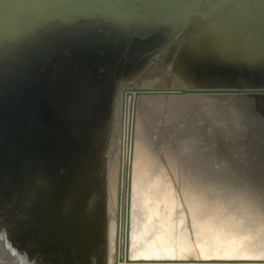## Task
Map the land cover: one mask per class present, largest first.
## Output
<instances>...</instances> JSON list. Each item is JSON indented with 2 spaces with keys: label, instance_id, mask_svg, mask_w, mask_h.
I'll return each mask as SVG.
<instances>
[{
  "label": "water",
  "instance_id": "obj_1",
  "mask_svg": "<svg viewBox=\"0 0 264 264\" xmlns=\"http://www.w3.org/2000/svg\"><path fill=\"white\" fill-rule=\"evenodd\" d=\"M263 18L264 0H0V213L14 216L12 227L0 230L1 261L72 264L69 251L76 249L84 264H104V239L95 246L86 203L68 184L91 177L89 171L99 173V154L90 159L83 145L95 132L107 144L119 104L121 145L142 93L218 103L223 113L214 112L198 129L196 137H202L193 140V150L208 165L207 176L223 181L218 191L264 207V30L258 27ZM154 67L152 74L179 73L171 81L163 74V82L143 80ZM81 87L93 89L97 99L84 98ZM236 152L244 158L237 160ZM129 193L126 186L122 206ZM58 197L63 211H54ZM54 213L63 216L62 227L47 222ZM68 219L81 236L80 247L66 238L51 246L45 228L56 239L69 229ZM95 229L104 234V228ZM131 262L264 264V257Z\"/></svg>",
  "mask_w": 264,
  "mask_h": 264
},
{
  "label": "bare ground",
  "instance_id": "obj_2",
  "mask_svg": "<svg viewBox=\"0 0 264 264\" xmlns=\"http://www.w3.org/2000/svg\"><path fill=\"white\" fill-rule=\"evenodd\" d=\"M258 25L261 30H264V18ZM200 38L201 36H196L197 40ZM157 71L156 67L152 68L143 80L151 76L156 82L171 81L177 78L179 73L176 69L173 73L174 77L172 73L170 75L163 71L158 75L152 74ZM202 71L207 73L209 69ZM183 73L189 76L187 70ZM162 74L166 75L167 79L162 77ZM92 90L87 87L80 89L84 98L97 99L98 96L95 97L96 93ZM139 96L138 109L143 123L137 124L136 130L135 122L131 123L132 130L126 136L123 133L120 145L119 109L117 110L120 104L115 106L112 118L114 123L113 126L111 125L112 131L107 144L105 145L104 135L95 132L97 137L92 135L94 138L83 145L88 150L90 159L93 154H99V163H102L99 173L88 172L92 178L95 177V180L92 181L91 177L85 176L82 180H76L80 182L72 183V186L68 184L71 193L80 195L81 199L79 197L78 200L86 203L85 214H88V218L85 222L87 228L92 229V240L95 246L99 247L101 238L104 239L103 263L137 264L131 261L155 257H264V207L256 205L250 197L233 198L229 196L230 191L228 192L227 189H222L223 191L220 192L217 187H212L214 181L209 177L203 178V175L209 172V167L204 164L198 152H194L192 164L187 166L188 173L185 174L188 176L179 173L178 162L180 161L177 160L185 158L186 153L187 156L191 153L192 146L187 144L193 145L196 135V124H192L190 128L183 126L182 132L176 129L171 131V126L178 123L179 117L183 115L182 108L191 107V105L196 107L199 101L204 100L208 105L215 106L216 113H223L224 109L218 103L210 101L208 97L188 99L169 97L164 100L160 98V101L151 100L147 94L143 93ZM69 102L73 104V99ZM68 107L70 111L73 110V107ZM87 109L88 106L84 107L83 113L80 111L77 117L80 118L86 114ZM163 112L170 127L166 122L161 127L160 121H165L160 118ZM219 116L223 119L220 114ZM97 119H100L99 113ZM203 121L207 123V120ZM155 124L159 127L156 128ZM96 125H98L97 122ZM96 125H92V132L97 130ZM149 134L155 135L157 139L152 140ZM87 136V133L84 134L81 140L85 141ZM165 139H170V142L172 140L177 144L176 151L163 144ZM155 145L157 150L154 149ZM90 167L93 168L91 163ZM125 173L127 183L123 182ZM118 178H120L119 182ZM44 181V185L48 186L49 181ZM39 186L37 185L35 189L38 190ZM126 186L127 188L129 186L130 190L129 202L122 206L120 197ZM56 188L54 187L53 194L59 193L56 192ZM46 190L48 191L47 188ZM33 194L34 192L31 193ZM49 196H51L50 193ZM52 197L55 198V195ZM56 199L52 204L54 211L63 204L59 203L62 202L59 197ZM48 201L52 203L49 198ZM56 203L58 204L55 205ZM62 217L54 213L45 218L47 222H53L62 227ZM67 222L69 229L60 231L62 234L56 235V239L49 234L50 228H45L47 241L51 246L66 238L67 243L76 242V245L80 247V234L77 231L74 233L71 228L72 219H68ZM2 228L3 224L0 221V230ZM93 228H104V234L100 230L98 233ZM124 248L125 254L122 252ZM69 253L73 258V260L68 258L72 264H84L81 260H77L76 249L75 251L71 249ZM1 262L0 259V264H4ZM12 264H15L14 261ZM64 264L67 263L64 262Z\"/></svg>",
  "mask_w": 264,
  "mask_h": 264
},
{
  "label": "rangeland",
  "instance_id": "obj_3",
  "mask_svg": "<svg viewBox=\"0 0 264 264\" xmlns=\"http://www.w3.org/2000/svg\"><path fill=\"white\" fill-rule=\"evenodd\" d=\"M159 74V73H158ZM148 97H150L151 98V100L152 99H158V100H160L161 101V99L160 98H162L163 100L164 99H166V98H169V97H164L163 95H147ZM140 97V96H139ZM215 106L213 105V104H211V106L210 105H208L207 103H205L204 102V100H202V101H199L198 102V104L196 105V107H193V105H191V107H188V106H186L185 108H182V111H181V113L183 114L181 117H179L180 119L178 120V123H176V124H174L173 126H171L172 128H171V131L172 130H179V131H181L182 132V130H183V126H185V127H187V128H190V127H192V124L194 125V124H196V127H195V129H196V132L195 133H197L198 134V129H202V126H204V121L203 120H207V118H213L214 116H213V113H214V111H215V108H214ZM162 108V107H161ZM191 108V109H190ZM210 109V110H209ZM200 111V112H199ZM215 113H216V111H215ZM140 114V115H139ZM142 118V115H141V113L139 112V109H138V106L136 107V110H135V119H134V122H135V130H136V128H137V124H142L143 123V121L141 120V118ZM161 119H163V120H165L164 122L161 120L160 122H161V127L163 126V123H167L168 124V121H167V119L165 118V112H163L162 114H161V117H160ZM120 119V118H119ZM213 120V119H212ZM139 121V122H138ZM119 122H120V120H119ZM159 122V123H160ZM215 124L216 125H218L219 124V122H217V121H215ZM169 125V124H168ZM221 125V124H220ZM156 128L157 127H159V125H154ZM169 127H170V125H169ZM119 130H120V127L118 126V136H119ZM176 132V131H175ZM233 133H236V132H234V131H231V133L230 134H232L233 135ZM196 134V135H197ZM196 135H195V139H198V141L200 142V140H201V137H202V135H198V138L196 137ZM149 137L152 139V140H154V138H156L157 139V137L155 136V135H151V134H149ZM168 138H169V136H168ZM234 140H235V138H234ZM236 141V140H235ZM155 142V141H154ZM163 144H165V146L166 147H168V148H170V149H176V143L175 142H173L172 140H171V142H170V139H165V143H163ZM185 144V143H184ZM183 145V144H182ZM188 146H192V151H191V153L187 156V153H186V156H185V158H181L180 160L178 159L177 161H180V162H178V166L180 167V174L181 175H184V176H188V175H186L187 173H188V170H187V166H189L190 164H192V159L195 157V156H193V154H194V152H196V151H194L193 149H195V145H194V143H193V145H189V143L187 144ZM154 149L155 150H157L156 149V145H155V147H154ZM191 149V148H190ZM176 151V150H175ZM157 152V151H156ZM242 154L240 153V155L238 154L237 155V152H236V159L238 160V158L237 157H239L240 158V160H241V158L243 157V155L241 156ZM179 163H181V164H179ZM186 173V174H185ZM208 176H207V174H204L203 175V178H207ZM214 179V178H213ZM212 181H214L213 183L214 184H212V187H217V189L219 190L220 189V183L222 184L223 183V181L222 180H216V179H214V180H212ZM20 216L19 217H23V215L22 214H19ZM13 215H7V214H3V213H0V221H1V223L3 224V226H8V225H10L9 227L11 228L12 227V225H11V221H13L12 219H13ZM19 252V251H18Z\"/></svg>",
  "mask_w": 264,
  "mask_h": 264
}]
</instances>
